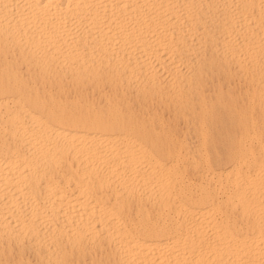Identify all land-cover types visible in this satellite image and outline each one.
Here are the masks:
<instances>
[{
	"label": "bare ground",
	"instance_id": "6f19581e",
	"mask_svg": "<svg viewBox=\"0 0 264 264\" xmlns=\"http://www.w3.org/2000/svg\"><path fill=\"white\" fill-rule=\"evenodd\" d=\"M25 252L264 264V0H0V264Z\"/></svg>",
	"mask_w": 264,
	"mask_h": 264
},
{
	"label": "rangeland",
	"instance_id": "374dc122",
	"mask_svg": "<svg viewBox=\"0 0 264 264\" xmlns=\"http://www.w3.org/2000/svg\"><path fill=\"white\" fill-rule=\"evenodd\" d=\"M220 80V79H219ZM217 78H213L212 79V81L210 80L209 82H208V85H207V87H206V97H209V95L211 96V97H213V90H214V87H219L220 86V88L222 87V84H221V82H217V81H219ZM221 81V80H220ZM220 83V84H219ZM218 84V85H217ZM210 90H209V89ZM222 88H224V90H225V85H224V83H223V87ZM237 89V90H236ZM238 90H239V87L237 86L236 88H235V92L237 93H234V95H232L233 96V98L235 97V99H237L235 102L238 104V102H239V104L238 105H240L241 104V101H242V99L240 98V97H238ZM89 92L91 91V90H88ZM210 91V92H209ZM95 94V93H94ZM208 94V95H207ZM224 96H223V98L224 99H222L221 100V107H222V109L220 110V111H218V112H223V108L225 109V113L226 114H228L229 112H233L234 111V106L232 105V102L231 103H229V101H228V97L226 96V94H223ZM70 97H72V95L70 96ZM90 98L92 97V96H89ZM94 98H95V102L96 103H99V98H97V95L95 94L94 96H93ZM239 99V100H238ZM126 100H128V101H130V105L132 106V108L134 109V110H139L138 108H139V103L137 102V101H135L134 100V97L132 96V95H127L126 96ZM227 100V101H226ZM212 103L213 104H216L217 102L214 100V97H213V101H212ZM207 104L209 105V102H207ZM157 105V106H156ZM159 105V106H158ZM154 106V107H153ZM160 104L159 103H157V101H154L149 107H147V109L148 110H150V111H148L149 113L151 112H155V113H157L158 114V112H159V115L160 114H163V118H164V122H165V124L166 125H170L171 127H173L174 128V126H176V128H179L180 130H181V132H184L186 129V126H184V124H182L180 121H178V122H176V121H174V120H172V118H170L171 116H172V112L170 111V110H167L166 111V109H164L163 108V106H161V108H160ZM157 107V108H156ZM152 108H154V109H152ZM159 108V109H158ZM227 108V109H226ZM152 109V110H151ZM159 110V111H158ZM160 110H161V112H160ZM165 110V111H164ZM227 110H229V111H227ZM166 112V113H165ZM171 112V113H170ZM228 112V113H227ZM167 114V115H166ZM249 115V114H248ZM247 115V116H248ZM165 116V117H164ZM168 116H169V118H168ZM167 118V119H166ZM168 120V121H167ZM173 125V126H172ZM181 125V126H180ZM181 127V128H180ZM175 129V128H174ZM184 129V130H183ZM221 144V145H220ZM224 144H225V146H224ZM218 146V147H217ZM229 146H228V144H227V142L226 141H222V142H219L218 144H216V150H217V154H218V158L220 159V161H219V164H218V161H216V160H214L213 158V154L212 153H210V158H211V163H212V165H213V167H215L214 166V164L216 163V166L217 167H223V165L225 164V166L223 167V168H226V166L228 167L229 165H227V164H229V163H227V161L226 160H224L223 158H224V156H225V152H226V148H228ZM220 148V149H219ZM224 149V150H223ZM219 151V152H218ZM220 154V155H219ZM223 156V157H222ZM223 160H222V159ZM213 160V161H212ZM221 161H223V162H221ZM214 162V163H213ZM226 162V163H225ZM25 255H26V257L28 258V260H29V264H35V262H32V261H35L34 260V258L32 259V256H29V254H28V252H25ZM98 257V256H97ZM89 258H87L85 261L87 262V263H89V261L90 260H88ZM32 260V261H31ZM98 260V259H97Z\"/></svg>",
	"mask_w": 264,
	"mask_h": 264
}]
</instances>
